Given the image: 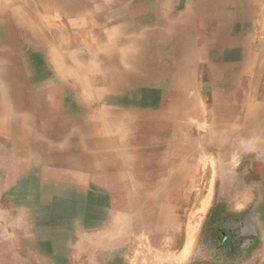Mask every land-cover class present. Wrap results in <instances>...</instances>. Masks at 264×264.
<instances>
[{
  "label": "rangeland",
  "instance_id": "374dc122",
  "mask_svg": "<svg viewBox=\"0 0 264 264\" xmlns=\"http://www.w3.org/2000/svg\"><path fill=\"white\" fill-rule=\"evenodd\" d=\"M261 106L264 0H0V264L64 261L112 220L89 177L126 170L159 176V264H264ZM128 129L156 143L125 169Z\"/></svg>",
  "mask_w": 264,
  "mask_h": 264
},
{
  "label": "crops",
  "instance_id": "0c3cea01",
  "mask_svg": "<svg viewBox=\"0 0 264 264\" xmlns=\"http://www.w3.org/2000/svg\"><path fill=\"white\" fill-rule=\"evenodd\" d=\"M122 132L119 135L123 138L118 139L120 143L117 146L119 152H126L129 156L123 157L127 163L123 161L120 167L129 169L135 165L131 163L133 155L130 153L137 149L153 151L156 141L153 137L148 138L150 135L154 136L153 131L128 129ZM139 139L142 141L140 142ZM127 145L129 146L126 147ZM91 166L104 167L105 165L94 163ZM122 173L120 176H113L104 172L93 175L89 177L90 180H87L89 196L95 200V204H99L98 209L104 210L102 214L108 216V221L111 218L112 220L106 222L105 219L100 222L90 218V214L88 217L79 216L75 218L73 224L68 226V229H65L70 234L65 237L61 245L67 251L64 261H59L56 254H49L41 248L39 251L35 250L36 256L31 255L29 259H24V263L159 264L161 249H165L161 247L159 240L160 226L158 220L154 222L153 216L144 218L149 215L144 211L147 198L156 192V199L159 201L161 188L159 176L141 181L129 170ZM156 215L159 216V213L157 212ZM58 227L56 226L57 229ZM51 245L52 242L47 243V247Z\"/></svg>",
  "mask_w": 264,
  "mask_h": 264
},
{
  "label": "bare ground",
  "instance_id": "6f19581e",
  "mask_svg": "<svg viewBox=\"0 0 264 264\" xmlns=\"http://www.w3.org/2000/svg\"><path fill=\"white\" fill-rule=\"evenodd\" d=\"M188 3V2H187ZM76 21V20H75ZM74 21V22H75ZM120 25V24H119ZM184 27V26H183ZM247 38V37H246ZM247 40V39H246ZM52 53V52H51ZM258 53V52H257ZM256 61V60H255ZM66 63V62H65ZM60 64V63H59ZM71 65V64H70ZM57 67V66H56ZM91 67V66H90ZM59 68V67H58ZM60 69V68H59ZM109 69V68H108ZM209 70V69H208ZM82 71H84V70H82ZM86 71V70H85ZM89 71V70H88ZM252 74V73H251ZM85 75V74H84ZM108 75V74H107ZM67 76V75H66ZM9 77V76H8ZM94 78V77H93ZM107 78V77H106ZM89 80V79H88ZM102 80V79H101ZM7 81V80H6ZM101 82V81H100ZM3 83V82H2ZM66 83V82H65ZM96 83V82H95ZM78 84V83H77ZM80 84V83H79ZM66 86V85H65ZM70 86V85H69ZM85 86V85H84ZM130 87V86H129ZM23 88V87H22ZM72 88H73V86H72ZM94 88V87H93ZM91 89V88H90ZM127 89H128V87H127ZM73 90V89H72ZM87 90V89H86ZM127 92V91H126ZM249 93V92H248ZM62 95V94H61ZM94 95V94H93ZM74 96H76V95H74ZM94 97V96H93ZM92 97V98H93ZM90 99V98H89ZM77 102V101H76ZM88 104V103H87ZM262 104V103H261ZM8 105V104H7ZM153 107V106H152ZM43 108V107H42ZM52 108V107H51ZM54 108V107H53ZM44 109V108H43ZM251 109V108H250ZM250 109H248V110H250ZM48 110V109H47ZM47 110H45L46 112H47ZM260 111H262V113L264 114V107H260ZM13 113V112H12ZM35 113V112H34ZM40 115V114H39ZM136 116H138V115H136ZM38 117V116H37ZM10 118V117H9ZM39 118V117H38ZM246 118V117H245ZM8 119V118H7ZM88 119H90L89 117H88ZM140 119V118H139ZM91 120V119H90ZM142 120V119H141ZM39 121V120H38ZM258 121V120H257ZM64 122V121H63ZM253 123V122H252ZM39 124V123H38ZM143 124V123H142ZM204 124V123H203ZM248 124V123H247ZM144 125V124H143ZM123 126V125H122ZM200 126V125H199ZM243 126V128L245 127V129H246V126H244V125H242ZM124 127V126H123ZM144 127V126H143ZM41 128V127H40ZM115 128V127H114ZM130 128V127H129ZM245 129H243V130H241V132L240 133H244L245 131ZM7 130V129H6ZM40 130V129H39ZM67 130V129H66ZM114 131V130H113ZM236 131V130H235ZM2 132V131H1ZM63 132H64V130H63ZM66 132V131H65ZM3 133V132H2ZM47 133V132H46ZM116 134V133H115ZM128 134V133H127ZM132 135V134H131ZM143 135V134H142ZM130 136V135H129ZM13 137V136H12ZM68 138L70 137V136H67ZM108 139H110V137H108ZM49 140V139H48ZM128 140H129V138H128ZM131 140L133 141V138H131ZM140 140V139H139ZM108 141H110V140H108ZM117 141V140H116ZM130 141V140H129ZM128 141V142H129ZM142 140H140V142H141ZM112 142V141H111ZM134 142V141H133ZM137 142V141H136ZM135 143V142H134ZM37 144V143H36ZM34 145V144H33ZM121 145V144H120ZM40 146V145H39ZM42 146V145H41ZM129 145H127L126 147H128ZM25 147V146H24ZM24 149V148H23ZM129 149V148H128ZM64 150V149H63ZM119 150V149H118ZM130 150V149H129ZM132 150V149H131ZM46 151V150H45ZM125 151V150H124ZM126 153V152H125ZM128 153V152H127ZM42 154V153H41ZM63 156V155H62ZM61 156V157H62ZM60 157V158H61ZM64 157V156H63ZM111 157H113V156H111ZM111 157H110V159H111ZM70 160H72V159H70ZM99 160V159H98ZM90 161V160H89ZM111 161V160H110ZM114 161V160H113ZM50 162V161H49ZM90 163V162H89ZM112 163H114V162H112ZM58 164V163H57ZM108 164V163H107ZM115 164H117V163H115ZM114 164V165H115ZM56 165V164H55ZM59 165V164H58ZM109 165V164H108ZM107 165V166H108ZM125 166V165H124ZM127 167V166H126ZM119 168H120V166H119ZM131 168V167H130ZM125 170V169H124ZM100 171V170H99ZM99 171H98V173H99ZM94 173H97L96 171L94 172ZM106 173V172H105ZM121 174H123V173H121ZM85 175V174H84ZM109 175H111V174H109ZM167 176V175H166ZM102 179V178H101ZM100 179V180H101ZM90 180V179H89ZM60 181H62V180H60ZM103 181V180H102ZM107 181V180H106ZM123 181V180H122ZM124 181H126V180H124ZM67 182V181H66ZM104 182V181H103ZM63 183V182H62ZM69 183V182H68ZM121 186V185H120ZM70 190V189H69ZM67 194V193H66ZM50 213V212H49ZM94 213V212H93ZM52 214V213H51Z\"/></svg>",
  "mask_w": 264,
  "mask_h": 264
}]
</instances>
